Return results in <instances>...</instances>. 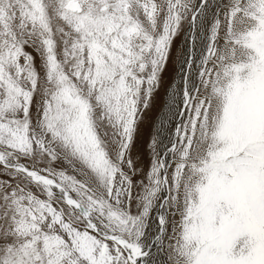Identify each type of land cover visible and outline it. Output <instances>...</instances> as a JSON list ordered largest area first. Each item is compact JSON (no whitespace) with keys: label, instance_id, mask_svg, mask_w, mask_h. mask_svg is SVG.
I'll use <instances>...</instances> for the list:
<instances>
[{"label":"snow or ice","instance_id":"obj_1","mask_svg":"<svg viewBox=\"0 0 264 264\" xmlns=\"http://www.w3.org/2000/svg\"><path fill=\"white\" fill-rule=\"evenodd\" d=\"M0 264H264V0H0Z\"/></svg>","mask_w":264,"mask_h":264}]
</instances>
